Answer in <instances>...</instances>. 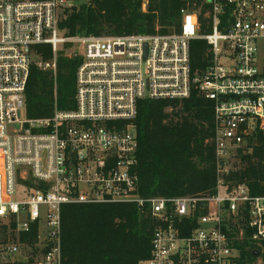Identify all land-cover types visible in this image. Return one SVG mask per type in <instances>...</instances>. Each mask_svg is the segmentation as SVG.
<instances>
[{"label":"built area","instance_id":"1","mask_svg":"<svg viewBox=\"0 0 264 264\" xmlns=\"http://www.w3.org/2000/svg\"><path fill=\"white\" fill-rule=\"evenodd\" d=\"M94 1L0 0V264H63L62 207L102 203L151 214V253L139 264H264V195L233 177L264 131V0H202L165 34L65 36L66 12ZM196 40L208 49L194 72ZM67 43L81 46L75 108L28 117L32 64L56 71ZM41 44L52 60L39 58ZM194 90L213 102L216 185L143 196L139 103ZM34 229L36 240L24 239Z\"/></svg>","mask_w":264,"mask_h":264},{"label":"trees","instance_id":"2","mask_svg":"<svg viewBox=\"0 0 264 264\" xmlns=\"http://www.w3.org/2000/svg\"><path fill=\"white\" fill-rule=\"evenodd\" d=\"M95 0L66 12L60 23L65 36L169 33L178 27L181 9L202 0ZM207 45L192 44V66L203 68ZM39 58L50 61V44L37 46ZM79 56L57 59L56 71L32 64L26 88L30 118L50 117L55 108L76 106ZM138 135L139 192L150 196L208 193L216 185L213 102L194 90L183 100L140 101L134 120ZM250 153L241 154L233 173L254 195H264V131L251 139ZM155 229L152 216L132 203L68 204L62 207L63 264H139L149 258ZM33 241L37 231L23 236ZM264 261V245L260 248ZM243 254L252 256L243 250ZM16 264V263H6Z\"/></svg>","mask_w":264,"mask_h":264},{"label":"rangeland","instance_id":"3","mask_svg":"<svg viewBox=\"0 0 264 264\" xmlns=\"http://www.w3.org/2000/svg\"><path fill=\"white\" fill-rule=\"evenodd\" d=\"M146 8H147V1L145 0L143 3V10L146 11ZM159 28L160 27H157V33L159 32ZM170 28H171V30H170V32H171L176 27L171 26ZM80 52H81V46L79 44L67 43L65 45L64 44L60 45L58 57H62V56H68V57L79 56L80 57ZM58 57H57V59H58ZM35 59L39 60L37 57Z\"/></svg>","mask_w":264,"mask_h":264},{"label":"water","instance_id":"4","mask_svg":"<svg viewBox=\"0 0 264 264\" xmlns=\"http://www.w3.org/2000/svg\"><path fill=\"white\" fill-rule=\"evenodd\" d=\"M252 254L255 255V256H259L260 255V252L258 250H255V251H252Z\"/></svg>","mask_w":264,"mask_h":264}]
</instances>
